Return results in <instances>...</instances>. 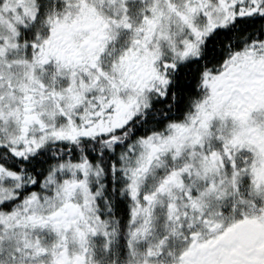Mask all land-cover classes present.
I'll return each instance as SVG.
<instances>
[{"label": "snow or ice", "instance_id": "snow-or-ice-1", "mask_svg": "<svg viewBox=\"0 0 264 264\" xmlns=\"http://www.w3.org/2000/svg\"><path fill=\"white\" fill-rule=\"evenodd\" d=\"M0 264H264V0H0Z\"/></svg>", "mask_w": 264, "mask_h": 264}]
</instances>
